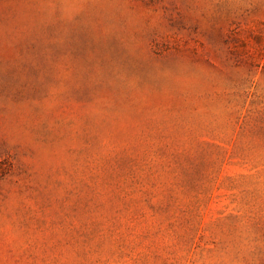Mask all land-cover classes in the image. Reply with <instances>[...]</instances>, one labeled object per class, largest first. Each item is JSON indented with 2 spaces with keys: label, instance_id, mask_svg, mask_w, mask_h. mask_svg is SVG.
<instances>
[{
  "label": "rangeland",
  "instance_id": "obj_1",
  "mask_svg": "<svg viewBox=\"0 0 264 264\" xmlns=\"http://www.w3.org/2000/svg\"><path fill=\"white\" fill-rule=\"evenodd\" d=\"M0 264H264V0H0Z\"/></svg>",
  "mask_w": 264,
  "mask_h": 264
}]
</instances>
